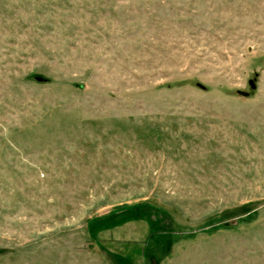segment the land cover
Instances as JSON below:
<instances>
[{"label":"rangeland","instance_id":"rangeland-1","mask_svg":"<svg viewBox=\"0 0 264 264\" xmlns=\"http://www.w3.org/2000/svg\"><path fill=\"white\" fill-rule=\"evenodd\" d=\"M0 264H264V0H0Z\"/></svg>","mask_w":264,"mask_h":264},{"label":"trees","instance_id":"trees-1","mask_svg":"<svg viewBox=\"0 0 264 264\" xmlns=\"http://www.w3.org/2000/svg\"><path fill=\"white\" fill-rule=\"evenodd\" d=\"M37 80H42L41 76H37ZM238 93H241L242 95H248L249 93L247 91L238 90Z\"/></svg>","mask_w":264,"mask_h":264}]
</instances>
